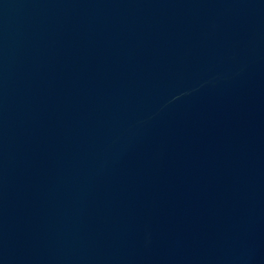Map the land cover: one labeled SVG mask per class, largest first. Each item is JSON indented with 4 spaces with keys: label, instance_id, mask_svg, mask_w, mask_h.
Returning <instances> with one entry per match:
<instances>
[{
    "label": "water",
    "instance_id": "water-1",
    "mask_svg": "<svg viewBox=\"0 0 264 264\" xmlns=\"http://www.w3.org/2000/svg\"><path fill=\"white\" fill-rule=\"evenodd\" d=\"M0 264H264V0H0Z\"/></svg>",
    "mask_w": 264,
    "mask_h": 264
}]
</instances>
